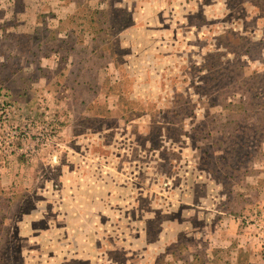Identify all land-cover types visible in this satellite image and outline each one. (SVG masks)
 <instances>
[{
    "label": "rangeland",
    "instance_id": "obj_1",
    "mask_svg": "<svg viewBox=\"0 0 264 264\" xmlns=\"http://www.w3.org/2000/svg\"><path fill=\"white\" fill-rule=\"evenodd\" d=\"M262 101L264 0H0V264H264Z\"/></svg>",
    "mask_w": 264,
    "mask_h": 264
},
{
    "label": "trees",
    "instance_id": "obj_2",
    "mask_svg": "<svg viewBox=\"0 0 264 264\" xmlns=\"http://www.w3.org/2000/svg\"><path fill=\"white\" fill-rule=\"evenodd\" d=\"M259 105H261V106H260V107H261L260 110H264V106H263V105H264V102H263V101L260 102Z\"/></svg>",
    "mask_w": 264,
    "mask_h": 264
}]
</instances>
